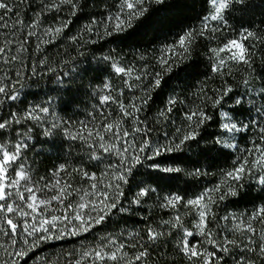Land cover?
<instances>
[{
    "label": "snow or ice",
    "instance_id": "obj_1",
    "mask_svg": "<svg viewBox=\"0 0 264 264\" xmlns=\"http://www.w3.org/2000/svg\"><path fill=\"white\" fill-rule=\"evenodd\" d=\"M256 8L0 0V264H264Z\"/></svg>",
    "mask_w": 264,
    "mask_h": 264
},
{
    "label": "trees",
    "instance_id": "obj_2",
    "mask_svg": "<svg viewBox=\"0 0 264 264\" xmlns=\"http://www.w3.org/2000/svg\"><path fill=\"white\" fill-rule=\"evenodd\" d=\"M253 3H255V4H260V3H261V0H253ZM33 7H35V5H33ZM198 10H199V9H197V11H198ZM28 15H29V16L31 15V11H29ZM249 18H250V19L252 20V22H253V27H256V26H262L260 22H261L262 19H264V16L261 15V13H260V9H259V8H256V9L254 10V12H250V13L248 14V17H246V19H249ZM188 22L190 23V22H192V21H188ZM79 23H80V21L77 20V21L71 26L73 32L75 31L76 26H77ZM63 43H65V42L61 41V42H58V45H50V46H49V55L52 56L54 59L57 58V53H58V52H63V51H64L63 47L60 46V45H62ZM256 68H257V72H258V73L261 72V71H264V69H262L261 66H260L259 64H257ZM193 83H194V82H193ZM85 99H86V98H84V97H83V94L81 93V107H83V104H84V102H85ZM79 118H81V119L84 118V114H83V112H81V113L79 114ZM52 159H54V157H53ZM47 163H51V160L47 161ZM221 166H224V165H223V162H221ZM230 207L238 208L239 210L243 211L245 208L250 209V208H251V205L246 204L245 201H241L240 204H238V205H230ZM61 246H62L61 243L58 242L57 245L55 246V248L49 247L48 251H50V252H51V251H58L59 248H60Z\"/></svg>",
    "mask_w": 264,
    "mask_h": 264
}]
</instances>
